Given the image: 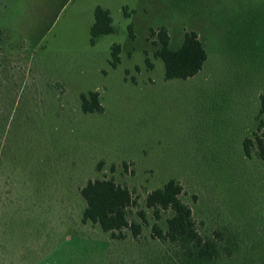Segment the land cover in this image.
Wrapping results in <instances>:
<instances>
[{"label": "rangeland", "instance_id": "374dc122", "mask_svg": "<svg viewBox=\"0 0 264 264\" xmlns=\"http://www.w3.org/2000/svg\"><path fill=\"white\" fill-rule=\"evenodd\" d=\"M95 6L113 32L91 45ZM159 27L171 50L197 35L193 77L163 79L148 34ZM88 92L101 113L80 111ZM262 94L264 0H0V264H184L151 234L169 212L144 204L168 180L197 233L229 242L210 264L264 262V163L242 148L264 125ZM95 179L128 189L135 237L81 222L78 189Z\"/></svg>", "mask_w": 264, "mask_h": 264}, {"label": "trees", "instance_id": "16d2710c", "mask_svg": "<svg viewBox=\"0 0 264 264\" xmlns=\"http://www.w3.org/2000/svg\"><path fill=\"white\" fill-rule=\"evenodd\" d=\"M127 29L132 38L129 25ZM112 32L113 27L108 10L95 6L93 21L89 27V43L93 45L97 37ZM148 34L155 37L153 44L157 45V48L153 56L162 63L165 81L186 80L200 71L206 60V53L194 32H184L180 45L174 50L168 48L169 37L164 27L150 29ZM118 54L119 46L112 44L109 60L111 68H115L118 64ZM258 104V113L264 116V94L259 96ZM79 109L83 114L101 113L102 107L98 94L96 92L80 94ZM258 128V134L254 135L253 141L245 139L242 142V148L244 154L248 155L249 146L255 145L256 156L264 163V125ZM181 191L182 188L177 182L168 180L161 188L146 194L145 207L152 210L155 219L159 218L160 212H169L165 220V231H161L156 224H153L152 237L175 245L185 256L184 264H210L222 252L224 256H230L232 251L228 241L217 244L214 238H202L197 233L189 207L179 199ZM78 194L84 203L81 213L82 223L89 222L96 225L102 232H108L111 236L114 232L119 234L126 229L132 237L139 233V225L133 220H128V209L134 201L126 187L115 183L112 179L88 180L78 189ZM138 215L140 220L144 221L143 213L139 212ZM213 236L218 238L220 234L213 233ZM257 264H264V262Z\"/></svg>", "mask_w": 264, "mask_h": 264}]
</instances>
